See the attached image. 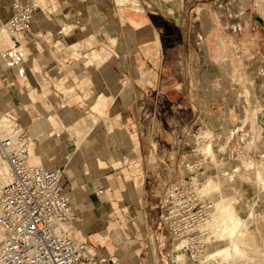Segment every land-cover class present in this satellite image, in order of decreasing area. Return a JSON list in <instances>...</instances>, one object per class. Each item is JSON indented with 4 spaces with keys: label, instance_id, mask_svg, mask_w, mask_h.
Instances as JSON below:
<instances>
[{
    "label": "rangeland",
    "instance_id": "rangeland-1",
    "mask_svg": "<svg viewBox=\"0 0 264 264\" xmlns=\"http://www.w3.org/2000/svg\"><path fill=\"white\" fill-rule=\"evenodd\" d=\"M148 2L149 11L144 9L140 0H115L114 3L121 24L127 25L126 23L130 22L126 20L127 17L145 18L138 24L141 26L137 28L138 31L134 32L138 35L136 39L143 42L142 52L143 56H146L145 60L143 59L145 63L136 65L144 77L138 83L140 87L147 89L144 108L149 111V116L160 110V117L163 119L160 134L168 133L166 139L172 140V134L179 133L178 143L165 146L161 144L159 153L157 143L152 141L148 148V159H144L142 146L140 148L135 142L137 136H129L125 126H120L122 123L118 121L122 119V102L125 98L120 95L117 101L122 102L116 104L118 108H114L116 98L113 91L116 87L118 91L125 89L128 81L120 79L118 73L113 72H120L126 67L120 62L115 64V54L122 56L116 45L120 46L119 41L124 37L116 28L115 34L110 35L114 40H102L110 33L92 30L97 23L94 20L98 19L93 16L96 12V2L93 0H89V7L86 9L82 7L84 13L79 16L81 20L63 23L62 26L67 28L64 32L47 29L45 32H39V35L26 38L25 42H19V45L16 43L14 47L0 39V117L3 116L1 112L14 114L22 133L28 138L27 127L40 113V109L35 107L28 96L33 88H37L35 90L39 97L42 92L47 95L57 94L59 99L51 101L52 105L58 112L66 108L69 110L72 119L65 122L70 124H75V120L81 122L83 119L87 122L94 92L107 93L109 99L103 114H97V122L86 123L88 128L85 139L92 141L84 149L78 148L77 154L85 153L91 146V154H96L107 162L109 168L105 171L106 175L115 180L120 195L117 207L111 204L103 210L104 222L100 229L108 228L110 239L105 240L104 244H96L91 237H87L90 244L97 247L104 257H117L121 264H158L160 259L156 249L160 234L156 228L157 204L163 201L170 186L193 178L199 182L200 192L211 197L213 204L221 201L233 202L234 211L238 214L240 222L243 220L244 223H239L238 230L241 232H238L237 236L240 247L238 253L232 256L221 254L208 257L207 246L203 255L198 258L209 260L212 264H264V0H196L190 6L187 4L183 7L182 11L191 15L187 18L182 15L180 21L173 17L170 8L168 11H162L164 3H172V0ZM52 6H57L55 0ZM238 6L241 13L244 12L245 23L239 32L228 35L221 29V11L228 7L231 15H235ZM49 7L46 11L53 9ZM209 8L218 11V15L208 16L206 11ZM196 15L197 18H194ZM1 23L3 25V19ZM177 24L181 25V28L178 29ZM146 28L149 30L147 33L144 30ZM49 31L51 33L47 37ZM161 40L165 42V54L169 60V64L162 65L165 67L162 73L157 63ZM72 42L78 43L74 53L68 48ZM176 44L181 46L173 50ZM44 45L49 46V49L54 46L52 50L58 52L54 54H58L62 59H75L76 63L71 64L81 66L80 69L90 77L91 83H87L85 87L77 86L76 78L74 79L76 74H80L77 67L57 65L62 81L73 85L74 90L82 95L84 103H68L67 92L63 95L65 90L54 85L53 78L46 82L45 90L43 86L36 87L38 80L42 83L45 81L40 77L38 80L33 78L30 89L16 86V80L23 73V69L30 67L32 72L34 69H40L42 63L39 62L38 53L44 50ZM17 47H21L20 53L15 52ZM34 49L39 52L34 53ZM93 49H98L100 53L99 58L93 61L91 71L84 68V59L89 57ZM8 51L14 52L10 53V56L5 55ZM110 60L114 62L108 63ZM147 60L152 62H146ZM114 64L116 66L113 67ZM98 72L111 73L97 84ZM50 74L52 76V73ZM10 84H14V91L9 89ZM157 88L160 89L158 96L155 92ZM39 99L42 103V98ZM109 127L115 131L112 135L114 142L123 146L121 155H126L130 162L138 164L141 169L136 182L131 179L125 182L123 187L120 185V181H123L122 167L128 165L123 162V166L115 167L109 162L108 153L103 149ZM68 142L73 147H80L83 145V137L74 134L69 137ZM60 143L64 147L67 142L61 140ZM207 143H211L209 151L205 148ZM33 146L37 147L31 145L30 151H34ZM60 159L64 160L63 154ZM254 164L259 166L260 173H256ZM58 165L63 168L62 163ZM79 168L83 169V166L79 165ZM0 173L1 184L8 176L6 161L2 159ZM208 177L214 179V184L210 182L211 185L204 188L203 183L205 184ZM66 179L72 194L73 183L67 175ZM75 181H78V184L74 182L75 188L82 189L79 180L76 178ZM124 205L129 211L123 209ZM214 210L215 206L211 210L212 216ZM80 218L79 215L78 219ZM209 223L211 222H208L210 226ZM77 224L78 221L73 228ZM89 228L92 230L95 227L90 225ZM160 232L166 239L163 252L168 255L164 261L170 263L176 254L172 253L174 242L171 244L172 240L165 229ZM90 234L91 232H87V235ZM179 259L182 264L193 263L185 254H181Z\"/></svg>",
    "mask_w": 264,
    "mask_h": 264
},
{
    "label": "crops",
    "instance_id": "crops-1",
    "mask_svg": "<svg viewBox=\"0 0 264 264\" xmlns=\"http://www.w3.org/2000/svg\"><path fill=\"white\" fill-rule=\"evenodd\" d=\"M51 4L54 3V0H50ZM79 0H55L57 2V6L53 7L50 13L41 12L38 13L34 22H33V29L36 34L39 35V32H45L47 29L54 30L55 32L58 30L66 31L67 28L63 25L65 21H75L81 20L80 15L84 13L82 10L83 8L89 7V0H82L81 3ZM95 4V13H93V16L97 20H94V22L97 21L96 24H94V27L92 30L94 32H105L110 33L106 36V39L103 38L102 40L112 41L114 40L113 37L110 35L115 34L116 28H118L123 33V39L119 41L120 46L116 45V49L122 54V56L115 54V64H118L119 62L122 64H125V69L120 70V72H116L114 70L113 74L119 75L120 79H126L128 81V86L124 89L121 88L119 91L114 89L113 93L115 95V104L114 108H118L116 104H120L121 102L117 101V98L122 95L124 96V100L122 103L124 105L122 106V119H119L120 126H125L124 129H127V132L129 136L134 137L136 135L135 142L138 143L139 147L143 148V152L145 153L144 159H148V148L150 143L152 141H155L158 145V151L160 153V145L162 146L168 145L169 143H172V145H175L178 143L177 138H179V133L175 134V132L172 134V140L166 139V137L169 136L168 133H162L160 134V129L163 126V119L162 114H160V110L155 111L149 116V111L146 110L144 107H146L144 104H146V92L147 89H144L140 87V84L138 83L139 80L143 79L142 71H139L136 68V65L140 63H145L146 56H143L142 48H143V42H139L136 38L138 36L134 32L138 31V29L141 27L140 24L145 18L144 17H127L126 20H129L130 22H127L125 24H121L118 21V15L116 11V4L114 3L115 0H107V1H97ZM142 4H144V9L146 11L148 10L149 2L148 0H140ZM196 0H172V3H164L162 7V11L165 10L172 12V15L174 18L177 17V20H181V16L185 15L186 18L188 14L183 12V7L187 6V4L190 6L191 3ZM228 2V0H226ZM11 0H0L1 6H0V20L2 22V19L5 20L6 13L9 9ZM4 5V6H2ZM43 5L47 7L46 1H43ZM228 5V4H227ZM5 7V8H4ZM127 11L128 8H124ZM239 6L237 7V12L235 15H231V11L228 10V7L225 8V10L221 11V17H222V24L221 29L223 32L227 33L228 35L230 33L234 34L236 32H239L240 29L243 27V24L245 23L243 20L244 12L241 13V10H239ZM161 11V12H162ZM133 12V11H130ZM144 13V12H143ZM165 15V13H163ZM197 14V13H196ZM206 14L210 17L218 15V11L214 9H210L206 11ZM120 16V15H119ZM234 16V17H233ZM103 17V18H101ZM197 18V15L194 17ZM150 20V19H149ZM151 21V20H150ZM132 22V23H131ZM135 26H134V25ZM61 25L62 27L59 28L58 26ZM150 26L151 25H147ZM146 26V27H147ZM58 27V28H57ZM177 27L181 28V25L177 24ZM138 28V29H137ZM145 33H147L149 30L146 28L144 29ZM113 32V33H112ZM50 31L46 34L48 37L50 35ZM130 33V34H129ZM125 34V36H124ZM127 35V38H126ZM10 38L13 41V47L16 45L15 43L17 40L24 42L26 40L25 38H15L10 36ZM1 41L4 43L10 44L8 41L4 40L2 36L0 35ZM28 39V38H27ZM11 45V44H10ZM180 45H174L173 50L179 49ZM54 46L49 49V46L44 45V50L42 49L41 52L38 53L40 56L39 62L42 63V66L39 70L34 69L36 71H43L45 69H48L50 73H53L51 76V79L54 80V85L59 87L63 91V95L67 94V102L70 101H76L79 104L84 103V99L79 92L74 90V86L70 84H66L62 81V75L60 68L57 67L58 64H62L61 66H72L77 67V70L80 72V74H76L74 79L76 78L77 86L85 87L87 83H91L90 77L85 75L83 70L80 69L81 66H74L76 63L75 59H70L71 57H66L62 59L55 49L52 50ZM78 43L72 42L70 45H68L69 50L74 53V51H77ZM112 47V46H111ZM18 48V47H17ZM169 48V47H168ZM167 48V49H168ZM21 49V47H20ZM121 49V50H120ZM104 50V49H103ZM70 51V52H71ZM38 50L34 49V53H37ZM100 51L98 49L91 50V53L87 59H84V68L90 69L92 71L93 67V61L98 57L99 58ZM37 54V55H38ZM38 56V57H39ZM31 59V58H30ZM144 59V60H143ZM181 61V60H180ZM113 60H110L108 63H113ZM146 62H152L150 60H147ZM64 63V64H63ZM157 63L160 65L159 70L160 73H162V70H165V67L162 65L169 64V60L165 54V42L164 40L160 41V55L158 56ZM71 64V65H70ZM113 65L116 66V65ZM81 65V64H79ZM111 68V67H109ZM42 69V70H41ZM80 69V70H79ZM23 73L19 75V77L16 80V86H19L20 88L30 89L32 87V83L34 82V79L38 78L37 74H33L30 67H26L23 69ZM111 72H98L96 79H98L97 84H100V80L106 78L108 75H110ZM165 73V72H163ZM112 75V74H111ZM113 76V75H112ZM122 76V77H121ZM169 77V75H167ZM34 78V79H33ZM111 77H109L110 79ZM115 78V77H112ZM165 78V77H164ZM38 83L43 86V89L45 90V87L47 83H41L40 80H38ZM9 89L11 91H14L15 87L14 84L9 85ZM36 88H33L29 91L28 96L32 100V102L35 104V107H38L40 110V113L38 116H35L33 118L32 123L27 127L28 132V160L30 162L35 163H42L46 166H55L59 163H62L63 165V171L68 177L71 178V181L73 183L72 187V194H70L72 205L74 206V209L76 212H78V215H80V219L78 220L77 226L74 228V234L76 236H80L83 239H86L88 241L87 237H91L93 241L96 244H104L105 240H109L110 237L107 234L108 228L101 230L100 228L103 227L104 222V209L109 208V205H113L114 207L118 206L117 200L119 198V191L118 186L114 179H112L111 176L106 175L107 169L109 168L107 165V162L101 158L100 156L94 154L92 155V147L90 146L88 149L85 150V153L83 154H77L78 148L84 149L92 140L85 139V134L87 133V122L89 124L97 122L98 115L97 114H103L104 106L106 105L107 100L109 99V95L105 92H99L95 91L94 95L91 97V103H90V110H89V116L90 118L86 122L85 119H83L78 124L76 120L74 121L75 124H70L68 122H65L66 120H71L72 115L69 112V110L66 108L61 112H58L56 108L52 105L51 101H56L58 98L57 94L50 93L49 95L46 94V92H42V95L39 97L38 92L35 90ZM36 91V92H35ZM156 95L158 96L160 93V89L157 88L155 90ZM85 95V94H84ZM42 98V103H40V99ZM192 107H195V105H191ZM126 110H125V109ZM68 110V111H67ZM1 114H7L11 118H15L16 116L14 114H11L10 112H1ZM124 123H123V122ZM125 124V125H123ZM114 129L112 127H109L107 130V136L105 139V146L103 147L104 151L108 153V159L109 162H111L115 167L123 166L122 163L124 162L128 167H122L123 171V177L120 181V185L123 187L125 186V182L133 179L136 182V178L138 173L141 172L140 167L138 164H134L133 162H130L126 155H121V151H123V146L118 143L116 144L112 138V135L114 134ZM77 134L81 135L83 137V145L80 147H73L68 142L69 137L72 135ZM135 138V137H134ZM64 140L65 145L64 147L61 145L60 141ZM175 143V144H174ZM31 145H36L37 147L33 146L34 151H30L29 147ZM63 154L64 160H61L60 157ZM91 159V160H90ZM57 163V164H56ZM79 165L83 166V169L79 168ZM60 166V165H59ZM85 176V178H84ZM79 180V183L81 184V188H75V183L78 181H75V179ZM0 181L1 180V173H0ZM78 184V183H77ZM66 188L67 187V179H66ZM70 189V186H69ZM68 189V191H69ZM72 195V196H71ZM145 201V198L143 199ZM105 204H104V203ZM123 209L127 212L129 211L128 208L124 205ZM156 211V210H155ZM92 225V227H95L94 229L90 230L89 226ZM87 232H91L90 235H87ZM91 249L95 251L100 257H104L103 253L97 247L94 245H91ZM106 246L110 249L111 247L106 244ZM112 250V249H111ZM150 264V263H148Z\"/></svg>",
    "mask_w": 264,
    "mask_h": 264
},
{
    "label": "built area",
    "instance_id": "built-area-1",
    "mask_svg": "<svg viewBox=\"0 0 264 264\" xmlns=\"http://www.w3.org/2000/svg\"><path fill=\"white\" fill-rule=\"evenodd\" d=\"M51 5L50 0H11L3 23L5 32L20 39L36 36L33 22L38 13H50L46 10ZM33 72L45 79L43 83L51 78L48 69ZM15 118L12 121L18 130L0 136V158L12 171V178L0 187V264H121L117 257L98 256L89 241L73 233L79 215L72 207L63 169L28 160L27 137ZM182 181L170 186L157 204L158 264H182L181 254L191 264H212L198 257L214 238L208 222L215 204L200 192L197 180ZM164 229L176 253L170 263L164 261L168 255L163 252L166 239L160 231Z\"/></svg>",
    "mask_w": 264,
    "mask_h": 264
},
{
    "label": "bare ground",
    "instance_id": "bare-ground-1",
    "mask_svg": "<svg viewBox=\"0 0 264 264\" xmlns=\"http://www.w3.org/2000/svg\"><path fill=\"white\" fill-rule=\"evenodd\" d=\"M0 35L2 36V38H4V40L8 41L11 45L13 44V41L10 38L11 35H9L5 32L4 26L2 25L1 20H0ZM15 50H16L15 52H19L20 48H16ZM12 52H14V51H12ZM12 52L11 51L5 52V55L10 56L11 55L10 53H12ZM2 115L3 116L0 117V136L1 137L4 135L10 134L11 131L18 130L17 126L14 125L12 118L10 116H8L7 114H2ZM27 140H28V138H27ZM206 146H205V148L207 151L208 148H211V143H209ZM27 147H28V141H26V149H27ZM27 155H28V152H27ZM250 163L251 162H249V164ZM40 164H42V163H40ZM6 165H7L8 176L0 184V187L3 183L9 181L12 178V171H11L7 162H6ZM56 166H59V165L47 166V167H56ZM258 167H259L258 165L254 164V168H255L256 173H260ZM213 180L214 179H212L211 177L206 178L205 184L203 183L204 188L207 187V185L209 186L210 182L213 185L214 184V183H212V182H214ZM210 187H212V186H210ZM210 187H209V189H210ZM204 190L205 189H203V191ZM206 190H208V189L206 188ZM232 203L233 202H231V201H229V202L221 201L220 203H217L215 205V207H216V210H214L215 215L214 214H213V216L211 215L213 218L211 217L212 221H209V222H211L209 224H210V226H212L211 229L213 230L212 232H213L214 238L211 240L210 244L208 245V250L206 252L208 257L218 256L221 254L222 255L230 254L229 256H232L234 253H238V250L240 247H239V241H238L239 237H237V236H238V232L239 233L241 232L238 230L239 229V223L240 224H241V222H242V224H244V223H243V220L240 222V218L238 217V214L234 211V206ZM71 204H72V202H71ZM72 207L74 208L73 205H72ZM243 231H245V229ZM242 236H243V234H242Z\"/></svg>",
    "mask_w": 264,
    "mask_h": 264
}]
</instances>
